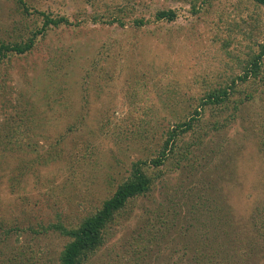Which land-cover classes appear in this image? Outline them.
Instances as JSON below:
<instances>
[{
    "label": "rangeland",
    "instance_id": "obj_1",
    "mask_svg": "<svg viewBox=\"0 0 264 264\" xmlns=\"http://www.w3.org/2000/svg\"><path fill=\"white\" fill-rule=\"evenodd\" d=\"M26 1L80 25L0 60V264L13 246L36 264H58L68 239L26 230L92 215L206 90L238 72L213 38V21L244 12L247 0H208L197 15L177 0ZM120 4L130 11L125 27L92 21ZM160 8L181 11L173 23L157 22ZM138 16L152 22L137 28ZM36 20L0 0V42L27 36ZM263 84L238 93L256 90L238 114L215 109L228 125L193 148L190 166L160 168L171 171L129 207L94 264H122L117 253L130 264H209L211 253L226 264H264ZM15 225L26 232L5 239L2 228Z\"/></svg>",
    "mask_w": 264,
    "mask_h": 264
},
{
    "label": "trees",
    "instance_id": "obj_2",
    "mask_svg": "<svg viewBox=\"0 0 264 264\" xmlns=\"http://www.w3.org/2000/svg\"><path fill=\"white\" fill-rule=\"evenodd\" d=\"M15 1L22 13L29 17L35 16L37 20L27 36L0 42V60L8 61L12 57L27 56L48 37L50 32L66 27L76 28L80 25V22L72 20L65 14L41 10L30 5L26 0ZM177 1L189 5L190 8L187 11L191 15H197L208 0ZM244 9L246 10L241 11L239 15L217 13V17L213 21L215 23L213 38L214 40L219 39L221 54L225 55L231 64L234 61L238 72L232 73L226 81L218 82L217 85L206 90L187 117L163 133L160 147L156 153L149 159L133 163L131 175L118 184L113 196L104 200L101 207L97 208L92 215L85 217L76 225L57 223L50 224L47 228L42 226L40 230H33V228L26 230L35 233L55 231L68 239L59 252L58 264H94V259L108 243L113 227L120 225L129 207L138 199L146 197L156 182L165 175V172L171 171V169L161 170L160 168L168 166V162L175 170L181 169L183 164L190 166L193 148H201L205 139L210 138V132L220 131L228 125L226 120L218 119L220 114L215 109L220 111L224 107L230 106L238 114L243 103L254 99L256 84L264 83V13L262 12L264 0H247ZM179 11L181 10L160 8L153 13V20L173 23L178 19ZM128 12H130L128 6L120 4L116 9L103 14L96 12L92 15V21L96 24L110 26L118 24L125 27L126 19L129 17ZM132 21L137 28L152 22L142 16L135 17ZM230 63H226L225 71H228ZM251 85L256 86L253 91H245L243 95L238 96V93H243V89H249ZM0 92L3 93L1 83ZM208 110L211 111L210 114H208ZM43 122L46 124L45 120ZM72 129L68 130L72 131ZM261 131L258 133L259 144L264 147V125ZM189 133L192 134L194 140L183 141ZM197 160L195 159V163ZM26 231L16 225L2 228L5 239L15 232L19 234ZM154 236L148 238L149 243L153 242ZM141 240V245L147 248L148 241L143 237ZM15 247H12L6 257L9 264L37 263L35 254L32 252L20 254ZM211 255L209 264H226L230 261L219 258L216 260V253H211ZM117 257L123 260L122 264H130V259L125 254L117 253Z\"/></svg>",
    "mask_w": 264,
    "mask_h": 264
}]
</instances>
